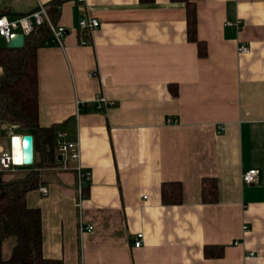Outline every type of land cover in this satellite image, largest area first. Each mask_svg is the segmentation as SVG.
<instances>
[{
	"label": "crops",
	"instance_id": "obj_1",
	"mask_svg": "<svg viewBox=\"0 0 264 264\" xmlns=\"http://www.w3.org/2000/svg\"><path fill=\"white\" fill-rule=\"evenodd\" d=\"M52 1L0 0V15L31 14ZM190 2L204 57L187 39L182 2H61L56 24L68 32L62 48L37 53L38 121L54 138L60 131L64 142L79 145L92 180L78 205L74 172L60 169L53 145L54 161L40 179L48 195L39 186L27 196V205L40 209L45 258L264 264V0ZM91 17L99 26L81 34L80 21ZM239 45L249 51L238 54ZM8 130L0 126V153L11 149ZM250 169L258 175L245 184ZM213 179L216 201L203 203L205 180ZM171 182L181 186V203L163 205L161 187ZM88 226L92 231L80 232ZM138 234L142 245L134 248ZM15 242H4L5 260ZM204 247L222 254L207 258Z\"/></svg>",
	"mask_w": 264,
	"mask_h": 264
},
{
	"label": "trees",
	"instance_id": "obj_2",
	"mask_svg": "<svg viewBox=\"0 0 264 264\" xmlns=\"http://www.w3.org/2000/svg\"><path fill=\"white\" fill-rule=\"evenodd\" d=\"M63 0H54L47 7L49 18L56 23L59 7ZM182 2L186 6L187 39L196 43L198 55H206V47L196 38L195 7L190 0H171ZM50 32L46 27H37L26 39L24 47L0 48V65L3 74L0 77V126L19 125L21 129L34 136V166H25L27 173L23 177L0 180V264H62L60 260H50L42 253V224L40 209L27 205L28 193L35 191L41 184L43 172L54 161V136L52 130L39 126V77L37 53L48 39ZM40 137L43 147L40 148ZM41 155L39 159V152ZM216 181L205 180L202 202L216 201ZM182 190L179 183L171 182L161 187V203L178 205L181 203ZM16 240L8 260L3 258L2 247L7 239ZM220 248L204 247L207 258L220 257Z\"/></svg>",
	"mask_w": 264,
	"mask_h": 264
},
{
	"label": "built area",
	"instance_id": "obj_3",
	"mask_svg": "<svg viewBox=\"0 0 264 264\" xmlns=\"http://www.w3.org/2000/svg\"><path fill=\"white\" fill-rule=\"evenodd\" d=\"M79 3H84V0H77ZM240 22H236L235 26L238 27ZM227 26H234V24L227 22ZM99 26V22L95 18H83L79 23V32L81 34L89 35L92 30ZM37 27H46L50 35L48 39L43 43V46H55L62 48L64 37L67 35V30L56 23H54L51 18H49L47 8L40 4V7L33 11L31 14L20 15L19 17H9L8 15H0V41H4L6 45L16 40L20 35L24 37V43L26 39L31 36L34 32V29ZM81 45H86L87 41L84 38H81L79 41ZM248 47L245 45H239V53H247ZM98 104H104L105 101L101 98L96 99L95 101ZM77 105L79 103L77 102ZM1 115V114H0ZM219 131H223L222 127L218 128ZM54 138V150H56V155L60 156L61 159L59 163L61 164V170H72L76 179V193L78 196V205L82 202L85 197V189L90 184L92 178L89 170L85 169L82 164L79 163L80 158V149L77 143L64 142V135L62 132L58 131L55 134ZM16 138L14 135H11V149L9 151H3L0 153V180L4 174L8 172H14L19 168H23L26 165L18 164L14 161V145L13 140ZM75 164L71 166V164ZM39 172L45 171L44 169L38 168ZM257 171L254 169L247 170L243 173L242 182L245 184H252L257 178ZM40 194L42 196H47L48 189L45 186L39 187ZM93 227H80V232L92 231ZM243 229H246L244 227ZM141 234L137 235L136 240L133 243L134 248H139L142 245ZM237 243H234L236 245ZM252 256V253L250 254Z\"/></svg>",
	"mask_w": 264,
	"mask_h": 264
},
{
	"label": "water",
	"instance_id": "obj_4",
	"mask_svg": "<svg viewBox=\"0 0 264 264\" xmlns=\"http://www.w3.org/2000/svg\"><path fill=\"white\" fill-rule=\"evenodd\" d=\"M24 37L20 35L16 40L11 41L8 44V48L11 49H20L24 47ZM22 139L21 151H22V160H24L23 164L26 166H34L35 161V150H34V136L30 134H24L22 137H16ZM13 140V145H15V140ZM58 160L61 159L60 156L57 157Z\"/></svg>",
	"mask_w": 264,
	"mask_h": 264
},
{
	"label": "rangeland",
	"instance_id": "obj_5",
	"mask_svg": "<svg viewBox=\"0 0 264 264\" xmlns=\"http://www.w3.org/2000/svg\"><path fill=\"white\" fill-rule=\"evenodd\" d=\"M3 44H4V42L3 41H0V45L1 46H3ZM9 127V135L11 136V135H20V136H22V135H24V134H28L27 133V131H24L23 129H21V127L19 126V125H10V126H8ZM22 170L23 169H27V167H23V168H21ZM27 172L26 171H19V172H16V173H14V172H10L9 174L11 175V176H9L10 178L9 179H11V178H15V177H23V175H25Z\"/></svg>",
	"mask_w": 264,
	"mask_h": 264
},
{
	"label": "bare ground",
	"instance_id": "obj_6",
	"mask_svg": "<svg viewBox=\"0 0 264 264\" xmlns=\"http://www.w3.org/2000/svg\"><path fill=\"white\" fill-rule=\"evenodd\" d=\"M18 137V136H15ZM21 138H16L15 145L13 148L14 151V161H16L18 164H23L24 160H22V151H21V144H22Z\"/></svg>",
	"mask_w": 264,
	"mask_h": 264
}]
</instances>
